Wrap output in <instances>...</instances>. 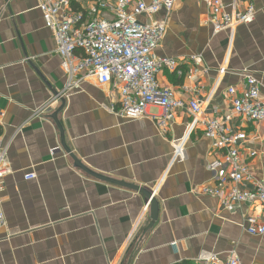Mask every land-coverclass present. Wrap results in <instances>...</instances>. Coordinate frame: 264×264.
Segmentation results:
<instances>
[{
  "label": "crops",
  "instance_id": "0c3cea01",
  "mask_svg": "<svg viewBox=\"0 0 264 264\" xmlns=\"http://www.w3.org/2000/svg\"><path fill=\"white\" fill-rule=\"evenodd\" d=\"M71 2L85 9L95 0ZM249 3L252 23L215 33L210 0H176L156 55L178 65L161 70L158 80L185 101L197 98L202 111L179 109L163 130L159 106L135 119L116 113L120 94L111 83L80 75L77 86H68L37 0H0V133L10 146L0 192V264H201L202 257L225 260L234 251L243 264H264V234L245 227L250 216L264 221L261 204L229 211L204 192L215 182L209 165L221 159L205 135L206 118L232 115L225 125L246 134L242 160L264 181V122L237 115L228 91L242 94L249 74L264 96V0H224L229 12ZM63 138L90 171L150 191L159 205L153 227L146 231L150 198L83 171Z\"/></svg>",
  "mask_w": 264,
  "mask_h": 264
},
{
  "label": "built area",
  "instance_id": "2783aa9c",
  "mask_svg": "<svg viewBox=\"0 0 264 264\" xmlns=\"http://www.w3.org/2000/svg\"><path fill=\"white\" fill-rule=\"evenodd\" d=\"M175 4L176 0H95L88 8L74 9L71 0H37L46 26L54 33L67 85L77 86L82 79L80 75L95 77L100 83H111L120 94V107L114 109L116 113L135 119L143 117L150 105L159 106L163 113L158 126L163 130L179 109L188 107L194 116L201 115L202 111L197 98L185 101L173 87L162 86L158 80L161 70L175 69L178 65L175 59L156 55L166 33V18ZM210 5L215 33L252 23L256 18L252 3L245 9L231 12L225 8L224 0H210ZM228 91L237 115L249 121L264 122V96L253 75H246L242 94L238 95L234 87ZM231 118L232 115H227L225 120L215 117L204 120L205 135L221 150V159L209 165L215 182L204 192L219 197L229 211H235L242 203L253 202L260 203L264 210V181L255 179L248 164L243 162L239 145L246 134L231 132L225 125ZM9 147L0 133V192L8 174ZM26 178L34 179L36 174L29 173ZM245 181L252 182L254 187L241 189L238 185ZM5 224V214L0 209V230ZM245 227L251 235L264 234V221L257 216H250ZM200 262L243 264L236 251L225 260L212 254L202 257Z\"/></svg>",
  "mask_w": 264,
  "mask_h": 264
},
{
  "label": "water",
  "instance_id": "95a60500",
  "mask_svg": "<svg viewBox=\"0 0 264 264\" xmlns=\"http://www.w3.org/2000/svg\"><path fill=\"white\" fill-rule=\"evenodd\" d=\"M61 133L63 134V130H61ZM64 140L65 139L63 138L62 142H63L64 149L68 153L71 154V157L74 159L76 165L79 166L81 169H83V171H85L86 173H88V174H90V175H92V176H94V177H96L98 179H101V180H104V181H107V182H111V183H114V184H117V185H121V186L127 187L129 189H133V190L139 191L140 193L144 194L147 198H150L151 199V220L152 221L148 225L146 231L149 230L151 227H153V225L155 224V222L158 220V217H159V205H158L156 199H152L153 195H152V193L150 191H148L147 189H145L143 187H140L138 185L127 183V182H124V181L115 180V179H112V178H109V177L98 175V174L90 171L84 165H82V163L75 157V155H73L71 153V151L66 147V144H65Z\"/></svg>",
  "mask_w": 264,
  "mask_h": 264
},
{
  "label": "trees",
  "instance_id": "16d2710c",
  "mask_svg": "<svg viewBox=\"0 0 264 264\" xmlns=\"http://www.w3.org/2000/svg\"><path fill=\"white\" fill-rule=\"evenodd\" d=\"M178 264H196V263H194L192 261H189V260H184V261H182V262H180Z\"/></svg>",
  "mask_w": 264,
  "mask_h": 264
}]
</instances>
